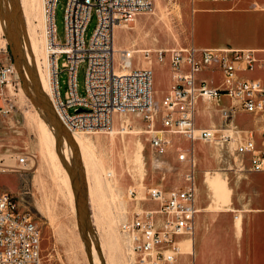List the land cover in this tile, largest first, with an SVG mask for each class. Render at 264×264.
Returning <instances> with one entry per match:
<instances>
[{
	"label": "rangeland",
	"instance_id": "1",
	"mask_svg": "<svg viewBox=\"0 0 264 264\" xmlns=\"http://www.w3.org/2000/svg\"><path fill=\"white\" fill-rule=\"evenodd\" d=\"M8 2L0 0V9L9 20L17 21L21 50L12 33H1L4 44L0 45V60L11 61L14 71L7 83H0V164L7 167L0 168V188L17 192L34 215L41 231L45 263L132 264L118 222L133 209L151 204L145 197L147 186L171 187L182 182L181 173L188 163L177 158L179 150L173 143L181 135L168 133L170 142L158 152L149 143L142 113L127 110L114 113L115 121L110 128H77L80 141L69 145L63 142L51 130L52 114L35 85L34 63L38 57L42 60L43 55L49 60L41 0ZM64 4L65 0H57L54 8L56 37L60 40L64 38ZM263 6L264 0H152L149 8L135 15L139 29L135 18L116 29V47H171L189 42L264 46ZM95 22L96 13L91 9L84 29L85 40ZM34 24L39 28L37 34L42 30L44 34H36L39 45L33 52L34 61L29 64L26 55L31 42L27 34ZM137 58L141 64L147 60ZM62 59L60 55L57 84L59 93L64 95L67 80L60 64ZM151 67L152 86L156 88L152 95L158 100L167 78V59L153 60ZM202 73L216 83L221 80L218 70L207 68ZM245 74L264 72L248 70ZM75 78L78 92L84 93L85 61L79 62ZM213 102L217 108V100L213 98ZM198 140L203 146L194 143V155L207 154L209 159L201 170L199 163H194L196 172L202 174L199 182L196 180V186L201 185V196L213 202L219 178L229 187L248 183L246 155H234L226 142ZM21 154L26 155L23 163L17 160ZM256 185L264 189V174L258 176ZM129 187L135 190L134 196L128 193ZM236 194L242 197L244 193ZM191 250L192 241L182 239V253L178 256ZM200 260L196 255L195 264ZM203 260L206 264H234L231 257L216 249L205 250Z\"/></svg>",
	"mask_w": 264,
	"mask_h": 264
},
{
	"label": "built area",
	"instance_id": "2",
	"mask_svg": "<svg viewBox=\"0 0 264 264\" xmlns=\"http://www.w3.org/2000/svg\"><path fill=\"white\" fill-rule=\"evenodd\" d=\"M56 1L41 0V6L54 97L66 123L73 128L107 129L112 126L116 111H139L149 143L156 151H163L170 142L168 133H178L188 140L187 147L177 153L188 163L182 182L171 187L147 186L145 197L151 204L133 209L118 222L132 264H172L182 252L181 240L191 242L195 228L198 207L194 140L226 142L234 155H246L248 169H264V129L258 144L253 127L242 128L231 121L238 109L264 116V75L238 72L264 71V47L193 42L171 47H115L114 25L133 20L137 13L150 7L152 0H65L64 38L60 40L54 23ZM91 9L96 13V22L85 40L84 29ZM60 55L67 80L64 95L59 93L57 84ZM137 55L150 63L167 59L170 85L158 100L152 96L151 65L141 64ZM81 61H85L84 93L78 92L75 78ZM202 68L219 69L220 82L211 85L205 77H198L196 72ZM13 71L11 61L0 60V83H7ZM221 94L231 99L218 107L221 123L197 125V97L209 100ZM71 106L73 110L69 111ZM17 160L25 162L26 155H18ZM0 168L7 167L0 164ZM128 193L136 194L133 187H129ZM40 240V227L20 195L1 187L0 264H47L42 259Z\"/></svg>",
	"mask_w": 264,
	"mask_h": 264
},
{
	"label": "crops",
	"instance_id": "3",
	"mask_svg": "<svg viewBox=\"0 0 264 264\" xmlns=\"http://www.w3.org/2000/svg\"><path fill=\"white\" fill-rule=\"evenodd\" d=\"M118 29L121 28L118 27ZM206 69L207 68H202L198 70L197 76L205 77L202 71ZM211 70L220 71L217 68ZM253 70L264 72L260 69ZM247 71L248 70H243L238 72L245 74ZM207 81L211 85L217 84L209 78ZM169 85L170 71L168 68L167 78L160 88L161 93L159 95H161ZM155 89L156 88L152 86V92ZM214 99L219 102L217 103L218 107L221 104H227L231 101L230 97L226 94H221L218 98ZM213 103L215 104L213 98L205 100L199 96L197 97L195 104V123L197 125L211 126L221 123V114L218 107L216 108ZM231 121L242 128L253 127L256 141L258 144H261V132L264 129L263 115L253 116L249 112L238 109L233 112ZM198 139L200 138L195 139L193 142V155L194 143L203 146V143ZM183 141H185V145ZM173 143L175 144V148L181 151L187 147L188 140L181 135L177 138L175 137ZM179 151H177V153ZM206 156L207 154H203L202 156L194 155V163H199V170L207 164V160L209 159ZM249 170L247 175L249 181L246 184L229 187L224 183L223 178L216 180L213 192L217 199L215 198L212 202V200L201 196V185L199 184V186H196V180L199 182V178L202 174L197 173L194 169L195 204L198 210L195 213V228L191 239L193 252L189 251L186 254L183 253V256H178L172 264H195L196 255H199L201 258L199 264H206L204 260L202 261V258L205 255V250L209 249H216L224 256L231 257L234 264H264V189H259L256 185V179L260 174H264V169ZM184 172L185 171H182L181 173L182 178ZM231 192H233V194H231ZM239 192L244 193L242 197L236 194ZM216 233L218 236H215ZM190 252L192 255H188Z\"/></svg>",
	"mask_w": 264,
	"mask_h": 264
},
{
	"label": "bare ground",
	"instance_id": "4",
	"mask_svg": "<svg viewBox=\"0 0 264 264\" xmlns=\"http://www.w3.org/2000/svg\"><path fill=\"white\" fill-rule=\"evenodd\" d=\"M6 1L8 2L10 0H6ZM35 14H37V13L35 12ZM137 17H138V15L135 17V21H136V26L139 29V20H138ZM45 22H46V20H45ZM37 24H34L31 27L32 29H30V33L27 34V35H29L30 42H31L30 50H29L30 52L29 53L27 51H24V52H25V55H26V52H27V55H26L27 58L26 59H27V62L29 64L32 63V61H34V57H36V54L34 53L35 54L34 55L33 52H36V47L39 45V44L38 45L36 44V38H37L36 34H37V31L39 30V28H37V26H38ZM120 26H121V24H116V25H114V29H113V44H114L115 47L117 45V31H116V29L118 27H120ZM18 30L19 29L17 27V21L13 20V22H12L11 20H9L7 14H5V12L2 9H0V45L2 43L4 44V42L1 41V33L10 32V33H12L14 38L16 39V43L18 45V49H20V47H19L20 46L19 45V38L17 37V34H19L20 32H18ZM41 32H43V30ZM40 33L37 34V35H40ZM42 34H44V32ZM38 40L40 41L41 39L39 38ZM25 41H27V40H25ZM21 46L23 47V50H25L24 49L25 45H23V42H22ZM42 61L44 62V67H42V64H43ZM34 64L36 66V68H35V85H36V89H37L38 93L41 95V97H43L46 100L45 106L49 110V112H51V114H52V118H53V122L51 121L53 123L52 126H51L52 132L55 135H57V137L62 139V141L65 142L68 145L71 142H72V144L78 143L80 141V135L77 132L78 129L74 128L75 130H73L72 127H70L66 123V121L63 118L62 114L60 113L58 105L56 103V100H55V97H54L53 80H52L51 74H50V59L47 60L46 55H43V59L40 60L39 57H38L36 63H34ZM143 65H151V63H150L149 60H144V64ZM50 117H51V115H50ZM114 121H115V115H113V122ZM82 130H85V129H82ZM88 130H89V128H88ZM191 251H193V250H191Z\"/></svg>",
	"mask_w": 264,
	"mask_h": 264
}]
</instances>
